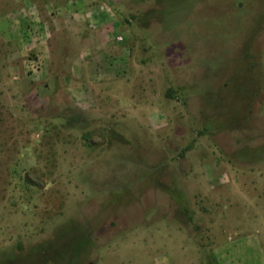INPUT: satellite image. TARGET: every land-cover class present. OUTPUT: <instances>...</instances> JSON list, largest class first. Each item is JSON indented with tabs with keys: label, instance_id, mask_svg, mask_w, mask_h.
<instances>
[{
	"label": "rangeland",
	"instance_id": "1",
	"mask_svg": "<svg viewBox=\"0 0 264 264\" xmlns=\"http://www.w3.org/2000/svg\"><path fill=\"white\" fill-rule=\"evenodd\" d=\"M159 1L0 0V264H264V0Z\"/></svg>",
	"mask_w": 264,
	"mask_h": 264
},
{
	"label": "trees",
	"instance_id": "2",
	"mask_svg": "<svg viewBox=\"0 0 264 264\" xmlns=\"http://www.w3.org/2000/svg\"><path fill=\"white\" fill-rule=\"evenodd\" d=\"M156 1L158 3H160L159 0H156ZM118 138H120V137H118ZM207 264H219V261L214 254H211V255H209V259L207 261Z\"/></svg>",
	"mask_w": 264,
	"mask_h": 264
},
{
	"label": "crops",
	"instance_id": "3",
	"mask_svg": "<svg viewBox=\"0 0 264 264\" xmlns=\"http://www.w3.org/2000/svg\"><path fill=\"white\" fill-rule=\"evenodd\" d=\"M158 264V263H157Z\"/></svg>",
	"mask_w": 264,
	"mask_h": 264
}]
</instances>
